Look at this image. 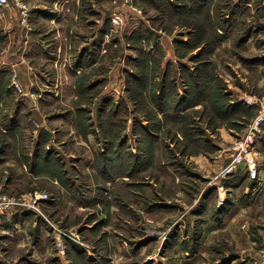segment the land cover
I'll return each mask as SVG.
<instances>
[{
  "label": "rangeland",
  "instance_id": "1",
  "mask_svg": "<svg viewBox=\"0 0 264 264\" xmlns=\"http://www.w3.org/2000/svg\"><path fill=\"white\" fill-rule=\"evenodd\" d=\"M26 2L0 21V264H264L258 176L223 173L264 112V0Z\"/></svg>",
  "mask_w": 264,
  "mask_h": 264
},
{
  "label": "built area",
  "instance_id": "2",
  "mask_svg": "<svg viewBox=\"0 0 264 264\" xmlns=\"http://www.w3.org/2000/svg\"><path fill=\"white\" fill-rule=\"evenodd\" d=\"M12 10H16L19 12L20 15H23V18L21 19V23H23L29 14L30 7L28 6L26 0H0V21L4 17H7L10 15V12ZM11 16V15H10ZM121 21V17L118 15H113L112 22L114 24H118ZM15 87H20L19 83L16 81H13ZM20 90H22L20 88ZM247 103L254 104L255 101L246 100ZM262 105V104H261ZM264 120V112H260L257 118L254 120V123L252 125V128L250 129V132H248L247 137L243 142L239 145V151L234 154L232 160L228 163L227 167L223 170V173H230L234 171L237 166H239L242 163H245L249 174L252 178H255L258 176V170H257V161L253 156H247V146L248 142L254 137V134L260 131V124L261 121ZM1 195V194H0ZM45 197L46 195L34 193V198L38 197ZM15 203L14 198L6 199L5 197H0V206L2 209L9 208L11 204Z\"/></svg>",
  "mask_w": 264,
  "mask_h": 264
},
{
  "label": "crops",
  "instance_id": "3",
  "mask_svg": "<svg viewBox=\"0 0 264 264\" xmlns=\"http://www.w3.org/2000/svg\"><path fill=\"white\" fill-rule=\"evenodd\" d=\"M246 99L251 100V101H256L257 98L256 97L254 98V96L253 97L248 96V97L244 98L245 105L251 106L250 103L246 102ZM254 104H256V103H254ZM261 128H262V130H261L260 134L263 135V140H261V143L264 144V122L262 123ZM257 155H258V164L257 165L259 166V164L263 163L264 152H262V150H261L258 152ZM258 170L259 171H258V178H257L256 186L254 185V187H252L253 190H251L250 193L247 195V197H245L243 199V205L242 206L247 207L250 203H252V205H256L257 207H261L264 209V169L262 167H259Z\"/></svg>",
  "mask_w": 264,
  "mask_h": 264
}]
</instances>
